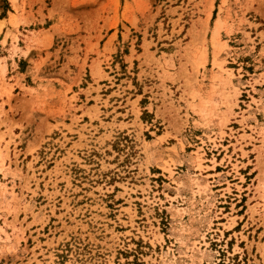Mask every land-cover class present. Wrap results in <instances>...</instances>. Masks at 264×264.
<instances>
[{
    "label": "rangeland",
    "instance_id": "obj_1",
    "mask_svg": "<svg viewBox=\"0 0 264 264\" xmlns=\"http://www.w3.org/2000/svg\"><path fill=\"white\" fill-rule=\"evenodd\" d=\"M0 264H264V0H0Z\"/></svg>",
    "mask_w": 264,
    "mask_h": 264
}]
</instances>
